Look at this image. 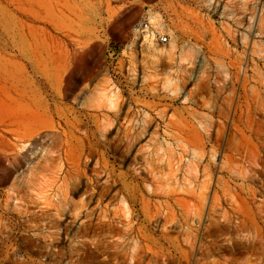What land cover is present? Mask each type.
Returning a JSON list of instances; mask_svg holds the SVG:
<instances>
[{
  "label": "bare ground",
  "instance_id": "1",
  "mask_svg": "<svg viewBox=\"0 0 264 264\" xmlns=\"http://www.w3.org/2000/svg\"><path fill=\"white\" fill-rule=\"evenodd\" d=\"M9 2L18 24L28 30L36 46L18 52L31 72L25 88L4 90L6 84L0 87L8 113L0 118V165L7 172L15 170L41 139L49 135L59 139L55 152L58 171L54 178L57 180L41 193L43 203H55L60 208L72 200V194L82 190L87 204L95 202L101 211L95 224H83L84 235L90 237H82L75 254L110 257L98 264H118L111 260L120 257H126L131 264H251V259L243 257L250 254L258 264H264V67L215 61L216 75L212 76L210 70L203 71L191 91H185L191 78L186 69H181V76L174 78L176 83L167 87L172 99L182 95L193 102L201 100L213 111L207 121L198 120L199 128L182 119L165 122L167 138L180 149L178 157H174L175 163H170L172 157L167 150L158 148L169 157L164 162L171 171L180 172L188 167L192 174L200 169L199 177L205 183L199 190L189 185L191 194L200 203V213H197L190 208L189 196L186 200L182 194L185 189L166 187L168 181L159 176V170L148 157L141 162L136 160L132 174L118 172L109 163L107 150L114 152L122 147L129 152L148 129V116L146 120L143 118L142 127H134V120L127 113L120 114L122 106H126L123 100L114 102L111 98L100 107L61 108L89 68L83 71L73 60L78 50L69 47L67 35L58 33L57 24L48 16L45 0ZM162 25L158 22L153 28L161 29ZM143 37L154 48V32L147 31ZM172 45L154 53L172 62L176 55ZM162 65L169 68L164 61ZM249 71L256 72L257 76L249 77ZM221 74L231 83L229 96L224 95L226 84L220 80ZM43 94L46 109L57 120L33 131L35 108ZM204 95L209 96L208 100L203 99ZM102 107L109 109L113 118ZM114 122L119 127L113 128ZM115 129L116 137L108 139V134ZM164 158L159 156L158 160ZM214 167L222 176L214 177L210 173ZM109 195L120 198L126 207L120 219L106 218L103 214L108 210L104 202ZM195 216L200 235L199 228L192 225ZM196 251L200 256H192Z\"/></svg>",
  "mask_w": 264,
  "mask_h": 264
},
{
  "label": "rangeland",
  "instance_id": "2",
  "mask_svg": "<svg viewBox=\"0 0 264 264\" xmlns=\"http://www.w3.org/2000/svg\"><path fill=\"white\" fill-rule=\"evenodd\" d=\"M45 3L49 9L48 16L57 24L58 33L67 35L69 47L78 50L73 60L83 71L89 68L61 108L100 107L111 98L114 102L123 100L126 106H122L120 114L127 113L134 120V127H142V121L148 116V129L129 152L122 147L114 152L107 150L109 163L118 172L132 174V166L148 157L152 166L159 170V176L168 181L166 187L182 186L185 192H190L182 194L186 200L189 198L190 208L198 213L200 203L191 190L193 185L199 190V186L205 183L199 177L200 169L192 174L188 167H183L180 172L171 171L164 162L165 159L169 161V157L168 160L167 154L158 148L167 150L170 158L174 159L170 163H175L180 149L167 138L165 122L182 119L199 128L198 122L207 121L213 111L201 100L193 102L182 95L172 99L167 87L176 83L175 79L186 69L187 76L191 78L185 91H191L203 71L210 70L212 76L216 75L218 64L215 61H232L250 68L253 65L264 67V0H45ZM10 5L9 0H0V87L6 84L4 90L13 87L23 90L31 72L18 52L23 53L36 44L28 30L18 24ZM158 22L163 27L153 28V24ZM147 31L154 32V48L144 41ZM164 36L167 41L162 43L159 40ZM171 44L176 48L172 62L158 58L154 53V50L169 48ZM90 48L94 50L92 53ZM163 61L169 68L163 67ZM255 74L248 72L249 77L257 76ZM220 77L226 84L224 95L229 96L231 83L225 74ZM43 97L44 94L35 108L31 124L33 131L57 120L56 115L46 109ZM208 97L204 95L203 99L208 100ZM100 109L113 118L109 109ZM6 115L7 107L0 89V118ZM201 115L206 116V120ZM115 126L119 127V124L114 122L113 128ZM114 137L116 129L108 134V139ZM57 143L59 139L49 135L27 152L17 169L7 172L0 165V264H98L110 258L75 254L82 237H90L84 235L83 224H95L101 212L95 202L87 204L82 190L72 194V200L60 208L55 203L45 205L41 199V193L54 186L57 180L54 178L58 171L55 158ZM159 156H164V160H158ZM92 167L93 164L90 169ZM210 173L214 177L222 176L217 167ZM225 179H228L227 174ZM111 197L109 195L104 202L109 211L103 214L117 220L126 207L120 198ZM192 202L195 207L191 206ZM197 218L194 217L192 225L199 228L200 235ZM196 252L192 256H200V252ZM243 257L251 259V264L258 262L253 255ZM120 258L111 262L131 264L126 257Z\"/></svg>",
  "mask_w": 264,
  "mask_h": 264
},
{
  "label": "built area",
  "instance_id": "3",
  "mask_svg": "<svg viewBox=\"0 0 264 264\" xmlns=\"http://www.w3.org/2000/svg\"><path fill=\"white\" fill-rule=\"evenodd\" d=\"M159 41L162 42V43H164V42L167 41V38L165 36L164 37H160V40Z\"/></svg>",
  "mask_w": 264,
  "mask_h": 264
}]
</instances>
